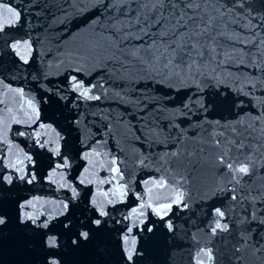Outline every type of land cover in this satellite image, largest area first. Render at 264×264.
<instances>
[{
    "label": "water",
    "instance_id": "1",
    "mask_svg": "<svg viewBox=\"0 0 264 264\" xmlns=\"http://www.w3.org/2000/svg\"><path fill=\"white\" fill-rule=\"evenodd\" d=\"M106 2L0 0L3 5L21 13L20 22L15 27L0 33V120L4 122L3 128H0V135L3 136L0 161L6 164L17 156L22 159L25 154L29 155L35 166L33 168L28 161L25 165L37 174V182L15 189L13 196H37L44 201L59 202L71 195L69 189L60 188L59 182L47 180L60 158L36 142L37 139L41 142L44 139L54 140L58 132L62 154L68 157L71 164L70 168L59 171L64 173V181L80 193L76 201L80 208L88 200L96 199L104 203L110 217L121 219L134 208L139 209L142 203H151L155 207L158 199L164 202V197L174 193L173 186L179 184L191 197L189 211L174 209L175 223L183 226L180 238L170 242L164 234L165 230L158 229L145 245L149 260L152 264H193L191 257L196 250L210 244L219 250L217 264H225L221 237L210 241L206 230L197 231L198 225L203 228L204 220L197 207L200 197L228 179L217 174L214 151L209 148L203 156L196 155L190 162L184 159L177 170H173L169 162L174 159L171 156L173 151L191 152L210 139L209 133L213 128L209 121L254 124L253 135L260 136L261 129H264V58L261 56L264 47L258 51L248 45L241 52L243 45L233 46L230 41H223L224 51L235 52V55L232 59L225 57V62L219 67L215 64L211 66L222 83L217 85L216 80H211L204 84V102L215 100L216 103L207 113L195 104L189 111L183 103L189 95L196 99L194 85L181 86L162 80L159 75L137 70L114 72L113 65L109 63L113 50L109 41L102 38L107 34L97 27L103 22ZM9 16L6 8H0V19ZM238 32L247 35L243 28ZM261 35L264 36V33ZM14 40H30L34 51L28 64H23L11 49L6 48V42ZM252 57H255V63ZM75 69H80V72ZM70 75H78L85 83L102 82L103 88L93 90V94L100 95V100L74 99L76 94L70 91L67 80ZM57 88L62 90L60 94L66 99L55 106L51 99L45 102ZM217 92L223 95L217 96ZM28 100H32L39 109V118L35 122L29 121L31 110L27 107ZM76 120L80 121L79 124L74 123ZM40 123L52 125L55 132L40 128ZM216 130L222 129L217 126ZM46 131L49 133L47 136L44 134ZM21 132L24 135H20ZM259 156L260 153H257L254 157L258 168L257 175L251 178L254 183L246 187L260 189L264 186V172L259 171V165L264 161ZM113 159L116 165L112 164ZM114 166H118L122 173V177L117 176L115 180L111 171ZM4 170L0 167V172ZM178 173L186 179L181 181ZM85 178V183L80 184L79 180ZM54 179L59 181V177ZM160 179L166 182V187L156 186L155 182ZM120 185L124 186L125 195L121 197L116 193L113 196ZM105 193L108 195L105 196ZM110 199L115 203L108 204ZM245 208L249 212L252 210L251 205L245 202V205L237 207L236 213L243 216ZM256 209L258 214H264V206L259 201L256 202ZM144 211L149 221L157 219L151 209L145 208ZM190 216L191 222H186ZM126 223L115 225L105 235V239L111 241L109 247L113 255L110 264H122L115 249V239L118 235L116 229ZM230 226L235 233L237 225L232 223ZM248 227L261 230L255 222ZM229 239L231 243L236 241L235 235ZM87 256L88 251L84 250L72 254V259L80 261ZM26 259L10 233L8 242L0 244V264H23ZM247 264L264 262L249 254Z\"/></svg>",
    "mask_w": 264,
    "mask_h": 264
},
{
    "label": "snow or ice",
    "instance_id": "2",
    "mask_svg": "<svg viewBox=\"0 0 264 264\" xmlns=\"http://www.w3.org/2000/svg\"><path fill=\"white\" fill-rule=\"evenodd\" d=\"M0 8H6L10 13L8 18L0 19V33H4L6 28L15 27L20 22L21 13L2 3ZM103 16V22L98 23L97 27L107 34L102 38L109 41L113 50L109 63L113 65L114 72L137 70L159 75L162 80L181 86L194 85L196 99L189 95L183 103V107L189 111L195 104L207 113L216 103L215 100L204 102V84L211 80H216L217 85L222 83L211 66L215 64L219 67L225 62V57L232 59L235 55V52L224 51L223 41H230L233 46L243 45L241 52L248 45L258 51L264 47V36L261 35L264 33V0H107ZM240 28L245 29L247 35L239 33ZM6 48L11 49L23 64L29 63L34 51L30 40L6 42ZM261 56L264 58V53ZM252 61L256 62L255 57H252ZM75 71L80 72V69ZM67 80L70 91L76 94L74 99L100 100V95L93 94V90L103 88L102 82L85 83L78 75H70ZM61 91L57 88L45 102L51 99L54 106L59 105L66 99L60 94ZM18 92L22 93V90ZM49 92L52 90L49 89ZM216 95L222 96L223 93L217 92ZM27 107L31 110L29 121L35 122L39 118V109L32 100H28ZM79 122L74 121L76 124ZM209 124L213 128L209 133L210 139L191 152L173 151L171 156L174 159L169 166L177 170L184 159L190 162L196 155L203 156L209 148L214 151L217 174L228 179L200 197L197 207L203 213L204 220L203 228L198 225L197 231L206 230L210 241L221 237L225 264H247L249 254L264 262V214H258L256 209L257 201L264 206V186L260 189L246 187L254 183L251 178L257 175L256 154L260 153L259 159L264 161V129L256 137L253 135L254 124L245 125L240 121L225 124L209 121ZM3 126L4 122L0 120V128ZM217 126L222 130L217 131ZM39 127L55 132L50 124L40 123ZM19 134L24 135L22 132ZM44 134L47 136L49 133L46 131ZM60 139L57 132L54 140L44 139L41 142L37 139L36 142L60 158L47 180L59 182L60 188L70 190L71 195L65 200L44 201L37 196L16 198L13 196L15 189L37 182L36 172L25 165V161H28L34 168V161L26 154L22 159L17 156L6 164L0 161V167L5 169L0 172V244H6L11 233L16 247L28 258L23 264H110L113 255L109 247L111 241L106 240L105 235L124 221L127 223L116 229L118 235L115 239V249L122 264H152L145 245L158 229L165 230L164 234L170 242L180 238L183 226L175 223L177 217L174 209L189 211L191 197L179 184L173 186L174 193L164 197V202L158 199L155 207L151 203H142L139 209L134 208L121 219L110 217L104 203L96 199L88 200L80 208L76 204L80 193L76 187L64 181V173L59 171L71 167L68 157L62 154ZM2 141L3 136L0 135ZM112 164L116 165L115 159ZM111 171L113 180L117 176L122 177L118 166L112 167ZM259 171L264 172V162L259 165ZM178 174L181 181L186 179L182 173ZM54 177H59V181ZM85 180L80 179L79 183L84 184ZM155 183L159 188L166 187L163 179ZM123 187H117L113 196L119 193L123 197ZM245 202L251 205L252 210L249 212L245 208V214L239 216L236 209ZM107 203L114 204L115 201L110 199ZM145 208L151 209L157 219L149 221ZM191 220L190 216L186 222ZM253 222L260 231L248 227ZM232 223L237 225L235 233L230 226ZM233 235L236 237L235 243L229 239ZM84 250L88 251L85 260L72 259V254ZM218 255L219 250L207 244L200 246L191 259L193 264H217Z\"/></svg>",
    "mask_w": 264,
    "mask_h": 264
}]
</instances>
